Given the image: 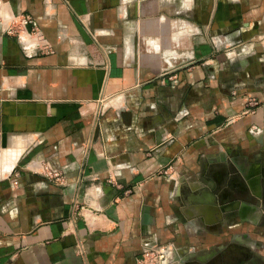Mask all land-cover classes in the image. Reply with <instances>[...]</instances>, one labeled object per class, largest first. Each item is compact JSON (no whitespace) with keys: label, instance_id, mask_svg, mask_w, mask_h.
I'll return each instance as SVG.
<instances>
[{"label":"crops","instance_id":"1","mask_svg":"<svg viewBox=\"0 0 264 264\" xmlns=\"http://www.w3.org/2000/svg\"><path fill=\"white\" fill-rule=\"evenodd\" d=\"M260 161L264 0H0V264H140L200 241L191 200ZM238 190L227 219L263 223Z\"/></svg>","mask_w":264,"mask_h":264},{"label":"rangeland","instance_id":"2","mask_svg":"<svg viewBox=\"0 0 264 264\" xmlns=\"http://www.w3.org/2000/svg\"><path fill=\"white\" fill-rule=\"evenodd\" d=\"M172 77L173 76H171V78ZM227 185L228 181H224L220 187L214 186L209 190L217 196L221 188H225ZM205 189L208 190L206 187L204 190ZM201 197L202 196L199 194L195 199L193 198V200H191L192 205ZM217 200L216 197L215 201ZM199 203L198 207L192 206V209L194 208L196 210V216L194 215L193 218L198 221L201 227L200 231L197 233L198 238L200 241L201 238H203V240L209 238L211 242L209 241V244L203 245L200 241L187 238V240L184 239L181 244L175 245V247L165 246L163 244L154 245L149 250L144 249L142 251L141 255L143 256V260L140 264H245L239 260L245 258L243 257L245 251H249L250 253L255 252L260 255L261 258L257 264H264V248L262 246L257 248L252 247L236 239L237 235L243 233V228L245 227L250 229L249 233H251V237L254 241L258 240L262 243L264 242V225L243 221L239 217L229 221L226 216L216 223L209 222L210 219L207 220L206 217H201V215L205 216V203H202V206L199 205ZM217 206L219 205L217 204ZM180 223L184 225V222ZM169 248L173 250L175 248V252L179 258L174 256L169 260L166 252ZM216 253L218 254L216 255ZM210 258L211 260L207 261Z\"/></svg>","mask_w":264,"mask_h":264},{"label":"flooded vegetation","instance_id":"3","mask_svg":"<svg viewBox=\"0 0 264 264\" xmlns=\"http://www.w3.org/2000/svg\"><path fill=\"white\" fill-rule=\"evenodd\" d=\"M235 157H237V156L235 155ZM234 160L236 161L237 164L239 163V165H240V160H239L238 157L236 159H234ZM256 165L258 166L257 172H251L252 169L254 168V166H256ZM246 167H248L249 169L248 170L247 169L243 170L241 168V166H240V168H241L240 172H238V174H233L232 177L239 176L240 179L246 184V187H247L246 189H249L250 190V194L252 195V197L249 196V198L252 200L253 203H251V202H249V203L252 204L253 206H255L257 209H259L261 211V213H262L263 218H264V166H263V162L262 161L256 162V163L254 162V163H251L249 165H246ZM227 171H228V174H227V177L225 178L224 181H227V179L228 180L232 179L230 177V175H229L230 172H229L228 169H227ZM257 173H260L258 176L262 177L261 181L259 180V182H261V187H260L261 188V194H257L255 192V190L251 188L252 180L255 179ZM236 183H238V182H236ZM254 201H257V202L255 203ZM249 222H251V221H249ZM260 225H264V221H263V223H260ZM247 236L253 240V238L251 237L252 235H248L247 234ZM260 246H262V243H261ZM260 246H252V247H256L257 248V247H260ZM217 254L218 253H216V255ZM243 255H244L243 257H245V258L244 259H239V260H241L245 264H257L259 262V259L261 258V256L258 255L257 253H255V252L254 253H250L249 251H245L243 253ZM237 256H240V255H237ZM210 260H211V258L209 260H207V261H210ZM207 261H206V263H207Z\"/></svg>","mask_w":264,"mask_h":264},{"label":"water","instance_id":"4","mask_svg":"<svg viewBox=\"0 0 264 264\" xmlns=\"http://www.w3.org/2000/svg\"><path fill=\"white\" fill-rule=\"evenodd\" d=\"M261 179H262V177H259L260 181H261ZM227 181H228V185L225 188H228L229 186H231L230 180L227 179ZM223 182L222 183H216L215 186L220 187L223 184ZM236 185H240V184H238V183L233 184L232 183V189L235 188ZM225 188H221V190L217 196H215V194L211 190L203 191L202 197L198 199V202L205 203V205H206L205 206V214L206 213L208 214L209 218L206 217V219L207 220L210 219L209 222H212V223L215 222L216 223V222L220 221L221 219H223L225 216L227 217V211L229 210V208L226 206L228 203L227 202L228 198L225 199L222 196V193H223ZM251 188L255 189L254 186H252V185H251ZM216 197L218 199L217 201H215ZM217 204L219 206H217ZM214 212L217 214V217L214 216Z\"/></svg>","mask_w":264,"mask_h":264},{"label":"built area","instance_id":"5","mask_svg":"<svg viewBox=\"0 0 264 264\" xmlns=\"http://www.w3.org/2000/svg\"><path fill=\"white\" fill-rule=\"evenodd\" d=\"M33 20L32 18H30L29 16H26L24 17L22 20H21V24L26 27L28 24L32 23ZM8 30L13 33L14 32V27L9 26ZM32 32H36V37L35 40L37 41V43L39 44L40 42L43 41V44L46 45L47 43L44 41V38H43V34L41 32V30H39L36 26H34ZM31 33V32H30ZM28 31H26V34L29 35L30 34ZM32 34V33H31ZM36 41H34V43H36ZM28 42V41H26ZM25 42V43H26ZM29 43V42H28ZM259 104V101L255 98L249 100L248 104H247V111L253 113L255 112V108L257 107V105ZM47 169V176L52 178V179H55V180H60L63 178V174L62 172H60L59 170L57 169H54L52 167H50L49 165L46 167ZM150 248L152 247H146L145 250H149Z\"/></svg>","mask_w":264,"mask_h":264},{"label":"bare ground","instance_id":"6","mask_svg":"<svg viewBox=\"0 0 264 264\" xmlns=\"http://www.w3.org/2000/svg\"><path fill=\"white\" fill-rule=\"evenodd\" d=\"M227 174H228L227 168H226V167H222V168H220V171L217 173V175H213V174H212V176H214V177L216 178L217 183H222V182L225 180V178L227 177ZM247 175H248V174H247ZM236 182H238V184H240V185H236V186H235V189L238 190L239 188H241V189L238 190V191H240V193L246 191V187L243 186V184H241V180L239 179V176L232 177V179L230 180V184H231V186H232V183L235 184ZM258 183H259V179L255 177V179L252 180V185H253L254 187H256V185H257ZM234 201H235V203H234L233 205H238L239 202H242L241 200H237V199L230 200V202H234ZM245 203H246V202H245ZM227 204H228V203H227ZM226 206H227V205H226ZM227 207H230V206H227ZM250 211H251V210H250ZM250 211H249V212H250ZM252 211H253V210H252ZM248 214H249V213H248ZM254 217H255V216H254Z\"/></svg>","mask_w":264,"mask_h":264}]
</instances>
